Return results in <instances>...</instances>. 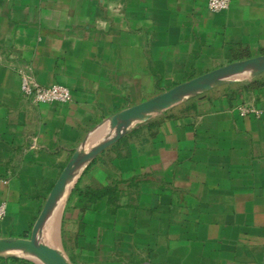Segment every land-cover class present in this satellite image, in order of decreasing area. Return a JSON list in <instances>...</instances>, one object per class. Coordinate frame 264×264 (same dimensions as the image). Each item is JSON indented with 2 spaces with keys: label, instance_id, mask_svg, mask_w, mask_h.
<instances>
[{
  "label": "crops",
  "instance_id": "crops-1",
  "mask_svg": "<svg viewBox=\"0 0 264 264\" xmlns=\"http://www.w3.org/2000/svg\"><path fill=\"white\" fill-rule=\"evenodd\" d=\"M207 1L0 0V239L30 235L72 154L109 137L118 114L264 54V0L219 12ZM22 63L71 99L24 97ZM118 140L50 210L60 200L45 231L55 237L59 220L71 264H264V72L177 102ZM105 186L117 196L83 193Z\"/></svg>",
  "mask_w": 264,
  "mask_h": 264
},
{
  "label": "water",
  "instance_id": "water-1",
  "mask_svg": "<svg viewBox=\"0 0 264 264\" xmlns=\"http://www.w3.org/2000/svg\"><path fill=\"white\" fill-rule=\"evenodd\" d=\"M261 72H264V54L235 61L193 77L162 93L134 104L118 114L113 118V124L120 119L112 136L97 142L89 150L80 148L72 154L69 162L61 170L50 189L45 203L32 226L30 235L28 237L0 239V255L21 254L36 257L44 264H71L61 249L40 238V232L56 200L65 190L70 180L77 176L83 165L102 149L126 134L139 119L148 118L153 113L188 99L199 92L218 86L233 77L242 74L256 75Z\"/></svg>",
  "mask_w": 264,
  "mask_h": 264
},
{
  "label": "built area",
  "instance_id": "built-area-1",
  "mask_svg": "<svg viewBox=\"0 0 264 264\" xmlns=\"http://www.w3.org/2000/svg\"><path fill=\"white\" fill-rule=\"evenodd\" d=\"M230 0H208L207 8L212 12L225 10L229 6ZM17 73L20 77L21 94L36 103H65L71 99V92L68 87L60 84L49 86L40 85L34 78L33 71L27 63H22L17 67ZM246 112V111H244ZM7 205L0 203V219L6 214ZM142 264H161L144 262Z\"/></svg>",
  "mask_w": 264,
  "mask_h": 264
},
{
  "label": "rangeland",
  "instance_id": "rangeland-1",
  "mask_svg": "<svg viewBox=\"0 0 264 264\" xmlns=\"http://www.w3.org/2000/svg\"><path fill=\"white\" fill-rule=\"evenodd\" d=\"M154 114V113H153ZM151 116V115H150ZM117 118H119V117H117ZM120 119V118H119ZM119 119L117 120V122L114 124V126H112V128H111V131H110V133L108 134V136H112L113 135V133L115 132V130L117 129V127H118V124H119ZM141 122V121H143V119H139L138 120V122ZM119 141V140H118ZM118 141H116V142H118ZM93 144H88V146H86V147H88L87 149H89L91 146H92ZM113 145H110L109 147H107V148H111ZM47 225H48V223L46 224V226H45V228L43 227V229H42V231H41V234H40V237H41V239L42 240H44L45 242H47V243H50V244H52V245H54V246H56V247H58L59 249H61L63 252H64V254L67 256L68 255V253L69 252H67L66 250H64L63 249V245H62V238H64L65 237V235H63V233H62V229H61V227H60V222H59V220H58V223H57V229H56V236L54 237V236H50V237H47L46 236V231H45V229H46V227H47ZM45 231V232H44ZM30 257H32V258H34V259H36V260H39V259H37L36 257H33V256H30ZM40 261V260H39ZM41 262V261H40Z\"/></svg>",
  "mask_w": 264,
  "mask_h": 264
},
{
  "label": "trees",
  "instance_id": "trees-1",
  "mask_svg": "<svg viewBox=\"0 0 264 264\" xmlns=\"http://www.w3.org/2000/svg\"><path fill=\"white\" fill-rule=\"evenodd\" d=\"M83 193L87 194L90 200L98 199L106 195H109L110 198H112V196H117L116 187L112 188L109 186H105L102 188H96V189L89 188L83 191Z\"/></svg>",
  "mask_w": 264,
  "mask_h": 264
},
{
  "label": "bare ground",
  "instance_id": "bare-ground-1",
  "mask_svg": "<svg viewBox=\"0 0 264 264\" xmlns=\"http://www.w3.org/2000/svg\"><path fill=\"white\" fill-rule=\"evenodd\" d=\"M62 198H63V196H61ZM59 203H60V200L56 203V205H55V207H54V209L52 210V212L48 215V218H47V221H46V224L49 222V220L51 219V217H52V215H53V213L56 211V209H57V207H58V205H59ZM46 226V225H45ZM45 228V227H44ZM50 228H52V227H50ZM55 228V227H54ZM53 228V229H54ZM52 229V230H53ZM45 232V231H44ZM52 232L53 231H51V234H52ZM55 232V231H54ZM54 232H53V234H54ZM50 234V236L52 237V235ZM41 264H44L43 262H41Z\"/></svg>",
  "mask_w": 264,
  "mask_h": 264
}]
</instances>
